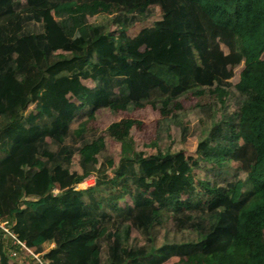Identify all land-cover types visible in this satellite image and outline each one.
I'll use <instances>...</instances> for the list:
<instances>
[{
  "label": "trees",
  "instance_id": "1",
  "mask_svg": "<svg viewBox=\"0 0 264 264\" xmlns=\"http://www.w3.org/2000/svg\"><path fill=\"white\" fill-rule=\"evenodd\" d=\"M4 219L47 264H264V0H0Z\"/></svg>",
  "mask_w": 264,
  "mask_h": 264
},
{
  "label": "rangeland",
  "instance_id": "2",
  "mask_svg": "<svg viewBox=\"0 0 264 264\" xmlns=\"http://www.w3.org/2000/svg\"><path fill=\"white\" fill-rule=\"evenodd\" d=\"M154 8L156 10V14L158 15L161 14V6L159 3H156L154 5ZM163 58L164 60H170V61L172 60V58L167 53H164ZM187 70L188 69L184 70V67H181L179 69V71L181 72L187 71ZM37 88L35 87L34 89H32L31 91L32 97H35L36 94L41 92V90L40 89L38 90ZM154 95H157V93H155ZM195 100H196L195 97H189L187 99H184L182 101V104L187 108L192 103H195ZM31 108L32 106L29 107L27 112L30 111ZM234 110L235 108L231 104L227 108L228 112H232ZM216 116L218 118L219 115L217 114ZM97 117L98 118L96 121V125L101 130H104L111 122H115L120 118L134 119L136 121H139L141 123V126L136 131L134 130V132L132 133V138L136 139L137 137H140L139 139H141L145 143H147L148 140L152 137V134L154 133L155 123L160 119V116L158 115V113L153 111L150 108H145L142 110L118 115L115 117H112L110 114H108V111H103V112L98 113ZM107 140L109 143L110 151L114 155L115 158H118L121 155L130 156L131 152H130V147L128 145L126 147V150L122 152V150H120L119 142L111 138H108ZM144 150L146 154H153L155 152L153 149L149 148L148 146ZM245 178H246L245 174L241 173L240 179L244 180ZM40 181H41L40 179H36V180H28L25 182V185L28 191V196H27L28 201H33L47 193H52V194L60 193V190H56V189L53 190L49 184L45 188L40 187L39 185ZM4 220H7V219H4ZM190 261L193 262L192 259Z\"/></svg>",
  "mask_w": 264,
  "mask_h": 264
},
{
  "label": "built area",
  "instance_id": "3",
  "mask_svg": "<svg viewBox=\"0 0 264 264\" xmlns=\"http://www.w3.org/2000/svg\"><path fill=\"white\" fill-rule=\"evenodd\" d=\"M94 185V178H89L84 182L78 184L76 189H85ZM0 235L5 236L11 240V245L19 250H11L9 257L14 260H21L28 258L34 264H47L42 258V254H35L28 249L24 242L19 238V234L16 233L14 224L7 220H0Z\"/></svg>",
  "mask_w": 264,
  "mask_h": 264
}]
</instances>
